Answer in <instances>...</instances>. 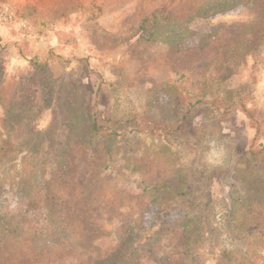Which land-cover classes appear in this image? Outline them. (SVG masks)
Returning <instances> with one entry per match:
<instances>
[{"label":"rangeland","instance_id":"1","mask_svg":"<svg viewBox=\"0 0 264 264\" xmlns=\"http://www.w3.org/2000/svg\"><path fill=\"white\" fill-rule=\"evenodd\" d=\"M196 3L0 0V126L12 103L16 112L29 113L32 126L40 129L48 128L58 111L76 119L65 163L49 180L19 183L31 170L26 162L21 167L22 155L6 164L7 169L0 168L6 174L0 183V264L103 263L117 255L130 223L142 227L134 264H158L161 258L188 264L181 257L182 231L176 225L164 230L154 247L143 242L160 225L181 223L196 213L185 195L195 149L170 147L153 135L134 134L124 136L110 157L104 141L93 148L82 140L86 127L76 114L85 104L123 132L143 113L171 123L176 117L168 107L165 87L175 77L173 72L185 74L197 89L206 78L220 74L233 103L219 119L223 144L232 147L236 157L228 164L231 172L208 182L210 198L218 203L239 193L241 199L256 201H243L236 209L233 240L221 235L218 244L205 243L192 264H217L221 253L232 249L255 250L264 259V127L258 131L245 112L264 118L260 27L243 7L181 25L177 20ZM153 14L172 20L160 30L187 29L189 34L173 45L146 42L141 23ZM47 85L52 89L51 106L46 102ZM208 121L204 109H198L192 125ZM22 133L15 130L3 150L20 152ZM68 133L56 131L57 142ZM209 139L207 132L199 142V147L211 145L203 160L206 167L213 163ZM146 186L156 188L155 194Z\"/></svg>","mask_w":264,"mask_h":264},{"label":"trees","instance_id":"2","mask_svg":"<svg viewBox=\"0 0 264 264\" xmlns=\"http://www.w3.org/2000/svg\"><path fill=\"white\" fill-rule=\"evenodd\" d=\"M237 7L246 8L252 14L254 24L260 27L259 37L264 48V26L261 27V20L264 23L262 18L264 16V1L262 0H197L196 5L187 10L186 17L177 21L181 25H188L195 19L225 13ZM93 18L95 16L90 19ZM165 21L172 20L169 16L164 17L161 14L146 17L141 23L143 39L149 43L164 42L173 45L189 34L187 29L180 33H169L160 30L159 28L163 26ZM173 73L175 77L165 87L170 98L168 107L171 111L172 109L175 111L174 117H176V120L171 123L157 121L149 117L148 113H143L140 118L134 119L126 132H123L119 126L103 119L102 113L98 110L85 104L76 114L82 117L79 124L86 127L82 140L89 141L93 148L104 141V147L110 157H114L115 147L119 141L123 140L124 136L134 134L153 135L170 147L188 146L195 149L194 163L191 169L187 170L190 175V185L185 188V195L188 196L190 208L196 213L191 216L187 215L181 223H164L160 225L157 230L146 236L143 242L144 246L154 247L163 231L176 225L182 231L180 239L181 257L183 260L186 259L188 264H192L205 243L215 242L218 244L221 235L233 240V227L238 221L236 209L243 201H247L249 204H254L256 201L253 197L241 199L239 193H235L230 199L218 203L212 202L210 198L208 182L222 178L224 172H231V166L229 167L228 164L236 157L235 150L232 147H224L223 144L226 140L219 119L227 114L233 103L232 100L228 99V94L223 89L224 82L220 74L216 77L206 78L201 87L197 89L192 82H189L185 74ZM45 92L48 96L46 99L47 106H51L53 104V98H50L52 95L51 85L45 87ZM55 108L57 107L53 105L52 110L55 111ZM198 109H204L205 117L210 119L208 122H203L200 127L192 125L193 115ZM245 112L248 113L250 119L254 120L258 126V131H260L259 128L264 127V118L257 115L256 112L252 114L248 110H245ZM58 113L60 115L52 114V120L48 128L40 129L32 126L33 120L29 113L16 112L13 103L6 107L4 126H0V168L7 169L6 164L15 160L16 155H22L24 161L21 167L26 162L31 170L18 181L19 183L24 182L32 185L44 178L49 180L52 174L60 171L64 165L65 157L71 146V140L74 137V121L76 119L72 118V113L67 114L61 111H58ZM11 114H14V116L10 117ZM64 129L69 130L68 135L63 141L57 142L55 132L59 130L61 132ZM15 130H22L23 137L19 147L21 151L13 155L14 153H10L9 149L6 151L3 149L9 146L11 136ZM4 132L6 135H4ZM207 132L208 137H210L209 143L213 144L214 149L212 150L213 163L210 167H206L203 160L211 145L210 148L205 147L203 144L199 147V142L203 141L204 134ZM201 133H203V138H201ZM106 169L112 170L109 167ZM0 176H3L0 177V183H2L6 176L5 172L0 171ZM204 179H207V181ZM231 187L232 192L238 190L235 184ZM148 189L151 192L156 190V188L146 186L145 190ZM244 214L247 216L250 211ZM137 228L138 226L135 224H128L127 238L120 246L117 255L106 262L98 264H134L139 254L136 244L141 242L142 239V235L138 231L142 227ZM158 264L171 263L166 258H161ZM217 264H264V259L259 257L255 250L240 251L239 249H232L231 251L222 252Z\"/></svg>","mask_w":264,"mask_h":264}]
</instances>
